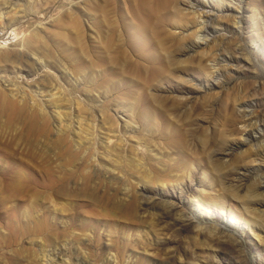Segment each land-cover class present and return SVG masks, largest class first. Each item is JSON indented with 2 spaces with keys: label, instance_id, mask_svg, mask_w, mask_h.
Here are the masks:
<instances>
[{
  "label": "rangeland",
  "instance_id": "374dc122",
  "mask_svg": "<svg viewBox=\"0 0 264 264\" xmlns=\"http://www.w3.org/2000/svg\"><path fill=\"white\" fill-rule=\"evenodd\" d=\"M6 1L0 264H264V216L240 204L264 183L249 157L264 137L224 150L264 129V0H208L210 44L195 49L202 19L185 0ZM162 180L190 190L176 204L142 193ZM193 195L227 224L213 229Z\"/></svg>",
  "mask_w": 264,
  "mask_h": 264
},
{
  "label": "bare ground",
  "instance_id": "6f19581e",
  "mask_svg": "<svg viewBox=\"0 0 264 264\" xmlns=\"http://www.w3.org/2000/svg\"><path fill=\"white\" fill-rule=\"evenodd\" d=\"M11 1H14V0H7L6 2L7 3H14V2H11ZM220 1H222V0H220ZM71 1H69V3H70ZM239 2H241V0H239ZM185 5H186V7L190 10V13H192L193 15H195V16H198L199 18H201L202 20L200 21V25L198 26V27H196L195 29H194V31H192V33L191 34H189V37H191L192 35L193 36H195V37H198L200 40H202V41H204V44H202V43H200V42H196L194 45H192V46H189V48L190 49H195V48H198L199 46H203V45H209L210 44V41L209 40H207V38L206 37H208L209 36V33H211L212 34V32H213V29H211V27H212V18H209V17H206L205 16V14H208L209 12H213L214 10H212L213 8H211V6H210V4L208 3V0H185ZM230 7H225L222 11H231V9H229ZM199 9H203V11H200ZM206 9V13H205V10ZM208 9V10H207ZM210 10V11H209ZM239 13H234L233 14V23H234V25H240L241 24V18L239 17V15H238ZM215 20V19H214ZM15 24V22L14 21H10L9 22V26H13ZM16 25V24H15ZM218 25H219V23H218ZM215 27V26H214ZM226 28L227 27H225L224 29L226 30ZM39 30V29H38ZM229 30V29H228ZM13 33H14V35L17 37V33H16V31H14V30H11ZM199 31H203L204 32V34H202V35H204L205 37H203V38H201V35H199ZM11 33V32H10ZM36 33V32H35ZM191 35V36H190ZM192 36V38H194ZM195 39V38H194ZM194 39H193V41H194ZM18 40V39H17ZM2 42H4V41H0V44L2 43ZM31 43H32V38L30 39H23L22 38V40H20L19 42H18V45L21 47V46H23L24 48H29V50H30V46H31ZM24 48H23V50H24ZM18 52H17V54H16V56H15V58L14 59H10V58H8L7 60H10L12 63H16L18 60H20L19 58L22 56H24V55H26V54H22V52H19V50H17ZM20 51H22L21 49H20ZM33 51V50H32ZM205 51V50H204ZM25 52V51H24ZM26 52H27V50H26ZM7 56V55H6ZM34 58V57H33ZM235 57L233 56V55H230V56H227V55H224L223 56V61H227V62H229L230 60H232V59H234ZM6 59V58H5ZM39 58H37V60H38ZM34 61V60H33ZM42 61V60H41ZM19 62V61H18ZM37 62V61H36ZM35 62V63H36ZM38 62H39V60H38ZM37 62V63H38ZM40 65H41V67H44L45 66V64L43 63V62H40ZM14 68L16 69V72H20L21 71V69L22 68H20V66L18 67L17 65L16 66H14ZM222 71V70H221ZM221 74V73H220ZM214 78H215V80H214V82H211V85H217V84H219L220 83V80H219V78L217 77V75L216 76H213ZM220 77H222V76H220ZM8 82H9V80H7ZM7 81H4V82H7ZM216 81V82H215ZM3 81H1V79H0V84H3L4 83ZM9 83H11V85L13 84V82L12 81H10ZM12 91V90H11ZM12 93V92H11ZM14 96V95H13ZM41 103V102H40ZM41 105H42V103H41ZM242 105H244V104H242ZM247 106V105H246ZM245 106V107H246ZM250 107V106H249ZM58 108V107H57ZM54 112H55V110H54ZM60 119L62 118V112L61 111H57L56 113H55ZM256 122V121H255ZM254 124V123H253ZM255 124H257V123H255ZM254 124V125H255ZM254 125H252V126H254ZM246 127H247V125H246ZM256 128L258 129H251V130H247V129H245V130H243L242 132H243V135L244 136H246L243 140H241L240 142H239V144L237 145V146H234V147H232V146H227L228 148H225L224 150H225V152L226 151H228L227 152V154H230V153H232L233 151H235V150H239V149H242L243 147H245V146H247V145H250V144H252V141H258L260 138H263L264 137V134H263V132H264V129H262V128H259V126L257 125L256 126ZM256 136V137H255ZM258 136V137H257ZM259 145H258V148L256 149V150H254L252 153H250V155H249V157H251L252 158V160L251 161H258V160H264V139L263 140H259ZM120 144V143H119ZM108 145V144H107ZM138 145V144H137ZM115 149V148H114ZM111 151V150H110ZM146 151V150H145ZM108 154V153H107ZM251 170V167L249 166V165H243V166H240V167H238V170L236 171V172H233L232 171V173H230V177H232V178H234V177H236L237 176V174H238V172H240V171H242L243 173H246V172H249ZM229 174V173H228ZM228 177V176H227ZM163 182H161L163 185H164V187H166V189L164 188V187H162V189L160 188H158V189H155V188H150L149 186H147V184L145 183V184H143V187H142V193L143 194H146V195H155V196H158V197H160L159 199L160 200H166V201H169L170 203H177V201H181V200H183V194L185 193L184 192V190L186 189V190H190L189 189V187H186V186H184V185H182L180 188L182 189V191L181 192H178L177 190L176 191H172L171 189L173 188H175L174 186H172L171 184H168V183H166L164 180H162ZM192 181V180H191ZM224 184V183H223ZM262 184H264L263 182H262V180L259 182V187H257L255 190H254V198L255 199H251V200H249L248 198H247V200H249V201H251V202H246V203H244V202H241L240 204H242V206H243V211H245L246 213H250V215H252L253 217L254 216H256L257 215V213H259L260 214V216L262 217V216H264V186L262 185ZM165 185H169L168 187L167 186H165ZM162 186V185H161ZM241 187H245L244 185H233V184H229L228 186H226V188H228V189H230L231 191H236L237 190V188H241ZM177 188H178V186H177ZM235 189V190H234ZM250 190V189H249ZM252 190V191H253ZM251 191V190H250ZM251 191V192H252ZM237 192V191H236ZM237 194V193H236ZM236 194H233V196L235 195L236 196ZM252 194V195H253ZM238 198H241V196H237ZM247 197H248V195H247ZM252 197V198H253ZM237 198V199H238ZM246 198V197H245ZM193 199H194V201H195V203H196V205H197V207H199L200 209H201V206L202 207H205L206 209H208V211L206 210V212H205V210H202V212L201 213H206V214H208L207 216L208 217H205V219H207L208 221H211L212 222V224L214 223V225H213V229H216V230H218V229H220V228H218L217 227V225L219 224V223H223V224H227V219L225 218V215L224 216H222V217H219L215 212H213V213H210L209 212V209H211V208H213V206H214V204L215 203H212L211 201H207L206 199L207 198H205V197H203V196H201V195H193ZM242 200H244V199H242ZM247 200H245V201H247ZM225 203H223L222 204V208H224L225 207V205H224ZM174 206V205H173ZM173 210V209H172ZM200 210V211H201ZM216 210V209H215ZM225 211V210H224ZM219 213V212H218ZM225 213V212H224ZM229 214H230V216H231V218H232V220H234V219H236L237 218V212L233 209V208H230V210H229V212H228ZM258 214V215H259ZM200 215V214H199ZM182 217H183V215H181V218L180 219H182ZM202 217V216H201ZM253 217H251V220L252 221H255V222H258L259 220H261V219H259V220H256L257 218H253ZM263 218V217H262ZM264 220V219H263ZM263 220H261V221H263ZM176 222H178V221H176ZM220 226V225H219ZM221 231V230H220ZM258 237H259V239L260 240H263V237L260 235V234H258ZM111 263V262H110ZM114 263V262H113Z\"/></svg>",
  "mask_w": 264,
  "mask_h": 264
}]
</instances>
